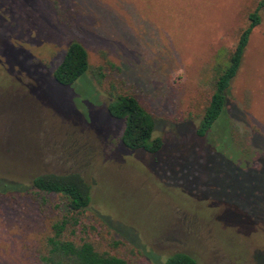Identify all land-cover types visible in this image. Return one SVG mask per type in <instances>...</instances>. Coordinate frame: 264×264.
Returning <instances> with one entry per match:
<instances>
[{
    "label": "rangeland",
    "instance_id": "obj_1",
    "mask_svg": "<svg viewBox=\"0 0 264 264\" xmlns=\"http://www.w3.org/2000/svg\"><path fill=\"white\" fill-rule=\"evenodd\" d=\"M51 1L0 0V177L78 174L91 196L81 219L139 251L132 264L177 252L264 264V9L221 121L195 135L216 62L258 0H57L61 16ZM71 41L89 69L60 87L52 71ZM110 86L151 116L158 150L121 145ZM44 223L28 196H0V264H35Z\"/></svg>",
    "mask_w": 264,
    "mask_h": 264
},
{
    "label": "trees",
    "instance_id": "obj_2",
    "mask_svg": "<svg viewBox=\"0 0 264 264\" xmlns=\"http://www.w3.org/2000/svg\"><path fill=\"white\" fill-rule=\"evenodd\" d=\"M51 2L56 15L61 16L57 0ZM263 9L264 0H258L253 9L245 13V24L238 28L234 46L227 51L223 61L216 62L212 93L203 107L195 130L196 137L203 138L221 121L229 86L239 70L249 36L261 21ZM88 69L85 49L78 42L71 41L52 71V80L60 87H70L79 80L83 81ZM89 90L94 93L91 85ZM108 96L109 101L105 105L107 115L124 121L119 137L121 145L132 151L153 153L158 150L161 139L151 136L153 120L135 98L117 93L112 86ZM29 177L21 181L0 177V196H28L43 218L46 231L32 250L35 264H132L140 258V252L125 240L115 238L117 235L105 222L96 217L91 221L81 219L89 207L91 196L90 185L78 174L46 173ZM49 196H58L60 200L53 203ZM162 264H196V261L191 253L177 252L164 258Z\"/></svg>",
    "mask_w": 264,
    "mask_h": 264
}]
</instances>
